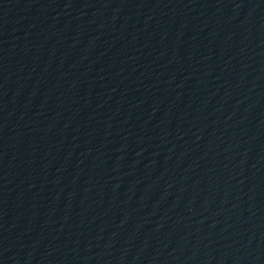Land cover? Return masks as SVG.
I'll list each match as a JSON object with an SVG mask.
<instances>
[{
    "label": "water",
    "instance_id": "1",
    "mask_svg": "<svg viewBox=\"0 0 264 264\" xmlns=\"http://www.w3.org/2000/svg\"><path fill=\"white\" fill-rule=\"evenodd\" d=\"M0 264H264V0H0Z\"/></svg>",
    "mask_w": 264,
    "mask_h": 264
}]
</instances>
